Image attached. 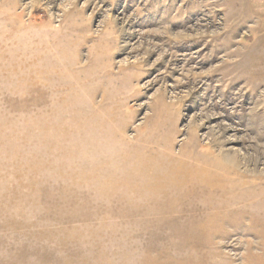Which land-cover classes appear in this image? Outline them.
Returning <instances> with one entry per match:
<instances>
[{
  "label": "rangeland",
  "instance_id": "1",
  "mask_svg": "<svg viewBox=\"0 0 264 264\" xmlns=\"http://www.w3.org/2000/svg\"><path fill=\"white\" fill-rule=\"evenodd\" d=\"M0 264H264V0H0Z\"/></svg>",
  "mask_w": 264,
  "mask_h": 264
}]
</instances>
